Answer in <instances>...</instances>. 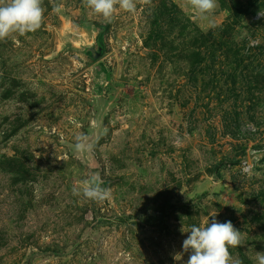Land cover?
<instances>
[{"label":"rangeland","instance_id":"1","mask_svg":"<svg viewBox=\"0 0 264 264\" xmlns=\"http://www.w3.org/2000/svg\"><path fill=\"white\" fill-rule=\"evenodd\" d=\"M183 5L108 22L43 0L40 29L0 42V264H183L181 228L211 216L241 232L234 264L264 252V0H218L206 20ZM96 171L109 198L73 195Z\"/></svg>","mask_w":264,"mask_h":264},{"label":"clouds","instance_id":"2","mask_svg":"<svg viewBox=\"0 0 264 264\" xmlns=\"http://www.w3.org/2000/svg\"><path fill=\"white\" fill-rule=\"evenodd\" d=\"M148 0H82L85 8L105 21L111 22L117 8L128 13H135L137 3H147ZM218 4V0H184L183 7L189 8L201 20L208 19ZM62 9L57 4L55 11ZM257 15L264 18V9H260ZM44 18L43 0H0V42L8 38H15V35L25 36L40 29ZM87 137L78 134L73 145L76 153H83L91 150L87 144ZM73 195H83L84 198L96 202H102L109 198L110 190L103 186V180L99 173H92L81 185H74ZM182 243V251L173 255V260L183 264H234L229 248L242 245L243 238L231 221L219 222L212 220L201 224L193 225ZM188 259L184 260V254ZM255 264H264V252H256L252 257Z\"/></svg>","mask_w":264,"mask_h":264},{"label":"water","instance_id":"3","mask_svg":"<svg viewBox=\"0 0 264 264\" xmlns=\"http://www.w3.org/2000/svg\"><path fill=\"white\" fill-rule=\"evenodd\" d=\"M192 16L195 17L196 15L192 12ZM105 50H106L105 47L101 46L95 53L92 54L93 58L98 59L99 57L103 56L105 53ZM131 56H132V54H127L125 57H123L122 59L119 60V69H118L117 76L121 80L131 79V75H128L125 71V68L128 64V61L130 60ZM175 117L180 118L178 111H175ZM85 153L86 152H84V154ZM83 157H84V160L87 163L88 167L91 170L94 168H99L98 164L93 163L88 159L87 154H85ZM252 158H254V160H255L254 165L256 168H260V169L264 168V164L261 163V161L264 160V149L255 151L252 154ZM103 186L107 188V186L104 182H103ZM212 220H217V219L215 216H211L209 218V221L211 222ZM46 253L47 252H45V251H34V252H32L27 259L28 264H35V262H34L35 258L42 256V255H45Z\"/></svg>","mask_w":264,"mask_h":264},{"label":"trees","instance_id":"4","mask_svg":"<svg viewBox=\"0 0 264 264\" xmlns=\"http://www.w3.org/2000/svg\"><path fill=\"white\" fill-rule=\"evenodd\" d=\"M238 162H240L239 160H236V159H225V160H222V161H220V162H218L217 164H216V168H220V167H222L223 165H225L226 163H231V164H237ZM96 173H99V171H96ZM98 220V219H97ZM111 222V220L110 219H100L99 221H98V223H110ZM96 223H97V221H96ZM96 223H93L92 224V226H96ZM76 245H78L77 243H76ZM75 245V246H76Z\"/></svg>","mask_w":264,"mask_h":264},{"label":"flooded vegetation","instance_id":"5","mask_svg":"<svg viewBox=\"0 0 264 264\" xmlns=\"http://www.w3.org/2000/svg\"><path fill=\"white\" fill-rule=\"evenodd\" d=\"M104 31H105V27L100 25V31H99V35H98L99 41L103 38Z\"/></svg>","mask_w":264,"mask_h":264}]
</instances>
